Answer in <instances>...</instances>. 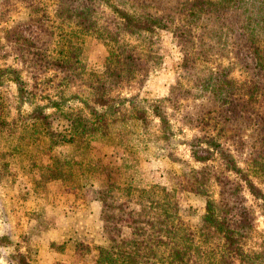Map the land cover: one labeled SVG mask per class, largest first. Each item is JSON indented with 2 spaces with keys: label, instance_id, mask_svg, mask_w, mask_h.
Listing matches in <instances>:
<instances>
[{
  "label": "trees",
  "instance_id": "16d2710c",
  "mask_svg": "<svg viewBox=\"0 0 264 264\" xmlns=\"http://www.w3.org/2000/svg\"><path fill=\"white\" fill-rule=\"evenodd\" d=\"M18 1L27 11L1 27L0 58L12 54L19 66L0 65V87L12 84L16 92L13 109L0 100V136L9 141L0 155L17 156L23 172L38 174L35 189L95 182L105 233L96 261L264 264V228L257 224L258 216L264 224V117L255 106L264 97V0ZM93 31L106 48L100 71L89 69L84 48ZM165 31L193 89L178 79L162 97L116 95L160 66L157 42ZM188 95L206 96V103L179 110ZM170 107L198 133L178 137ZM92 142L119 149L116 162L92 152ZM179 144L201 164L187 169L185 198L141 180L142 160L172 158ZM59 146L65 151L44 164L43 148ZM122 196L139 208L128 237L119 226Z\"/></svg>",
  "mask_w": 264,
  "mask_h": 264
},
{
  "label": "rangeland",
  "instance_id": "374dc122",
  "mask_svg": "<svg viewBox=\"0 0 264 264\" xmlns=\"http://www.w3.org/2000/svg\"><path fill=\"white\" fill-rule=\"evenodd\" d=\"M52 8L51 5L47 6L50 13ZM24 11L27 9L18 0L1 1V16L7 19L6 22L0 23L1 43L6 44L1 27L6 28L12 24ZM84 48L89 69L100 71V59L106 54L101 34L96 31L89 32L84 39ZM9 50V46L5 45V51ZM157 51L162 57L160 66L151 71L143 81L122 84L115 90L116 95L162 97L178 79L182 81L183 86L193 89V76L180 70L182 55L170 32H162L157 42ZM11 55L6 59L0 58V65L12 63L19 66ZM215 60L224 64L228 62L218 57H215ZM233 75L241 78L238 70H235ZM15 93L12 84L4 85L0 87V100L13 109L16 102ZM175 94L176 89L173 95ZM205 97L196 99L188 95L185 99H179V110L196 109L198 103L205 101ZM256 101L255 106L259 107V112L264 117V97H259ZM170 112L174 113V125L181 128V132H177L178 137L187 139L198 133L197 127L181 124L175 108L170 107ZM7 141L0 136V153L9 144ZM89 149L96 154H106L108 158L119 150L99 142H92ZM62 151H65L63 146L43 148V163H49L52 155ZM173 155L172 158L149 155L147 160H142L141 180L143 183L163 185L179 197H190L188 192L192 180L188 177L187 169L189 166L199 167L201 164L191 160L185 144L174 148ZM116 158L113 156L111 160L116 162ZM4 161L9 164L5 166ZM18 163L20 162L17 156L11 159L0 155V264H19L22 260L29 264H100L96 261V251L97 246L104 242L105 233L100 218L101 203L94 192L95 182L89 180L80 188L52 184L35 189V181L39 175L23 172ZM241 163L243 164L242 159ZM120 198L122 206L121 209L118 208L119 226L122 235L128 237L131 235L135 213L139 208L132 202L131 197ZM192 200L197 212L202 213L201 201L197 198ZM117 203L120 204L119 201ZM257 224L258 229L264 228L261 216H258Z\"/></svg>",
  "mask_w": 264,
  "mask_h": 264
}]
</instances>
